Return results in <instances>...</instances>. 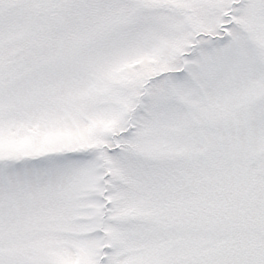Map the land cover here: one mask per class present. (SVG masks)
Masks as SVG:
<instances>
[{
    "label": "snow or ice",
    "instance_id": "1",
    "mask_svg": "<svg viewBox=\"0 0 264 264\" xmlns=\"http://www.w3.org/2000/svg\"><path fill=\"white\" fill-rule=\"evenodd\" d=\"M0 264H264V0H0Z\"/></svg>",
    "mask_w": 264,
    "mask_h": 264
}]
</instances>
